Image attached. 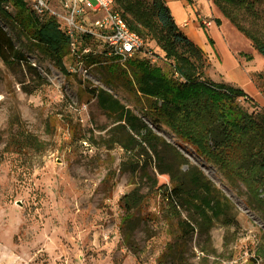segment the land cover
<instances>
[{
  "label": "rangeland",
  "instance_id": "obj_1",
  "mask_svg": "<svg viewBox=\"0 0 264 264\" xmlns=\"http://www.w3.org/2000/svg\"><path fill=\"white\" fill-rule=\"evenodd\" d=\"M205 3L212 9L209 0ZM255 5L264 15V0ZM195 6L198 25L208 28L201 19L213 20L212 14H205V7L196 2ZM0 24L42 78L39 81L24 63L6 65L0 59V264H160L156 258L172 235L158 194L149 192L138 210L144 222L134 235L136 256L134 248L123 242L120 198L134 184L118 169L122 150L101 145L110 120L91 93L99 88L174 144L235 205L236 226L216 223L210 229L215 254L200 252L202 239L192 235L190 264H264V222L258 214L245 205L214 165L178 140L168 127L152 124L145 114V100L127 88L118 72L113 73V85L105 83L112 77L109 59L79 66L68 48L64 72L41 50L29 46L17 26L1 18ZM222 30L225 41L207 44L205 77L242 87L255 104L264 107L263 56L230 22ZM146 48L149 52L138 56L169 70L154 41H147ZM244 105L251 109L249 101ZM14 116L19 126L36 137L38 148L20 153L4 150ZM157 179L158 184L168 182L167 175H157ZM141 192L148 190L143 187Z\"/></svg>",
  "mask_w": 264,
  "mask_h": 264
},
{
  "label": "trees",
  "instance_id": "obj_2",
  "mask_svg": "<svg viewBox=\"0 0 264 264\" xmlns=\"http://www.w3.org/2000/svg\"><path fill=\"white\" fill-rule=\"evenodd\" d=\"M257 1L211 0L264 57V15L257 10ZM115 7L129 29L143 39L144 51L149 52L147 41H154L169 70L141 56L126 59L122 65L115 55L102 53L84 55L82 65L109 59L112 77L105 83L113 85V73L118 72L127 88L145 100V114L152 124L168 127L178 140L214 165L264 222V107L255 104L243 88L205 77L204 52L178 26L165 0H115ZM0 18L17 26L29 46L41 50L57 68L67 70L63 58L70 39L54 17L39 19L25 0H0ZM203 31L213 46V39ZM73 58L79 61L76 55ZM0 59L6 65L24 63L38 75L1 24ZM38 78L41 81L40 75ZM91 93L110 120L101 145L122 150L118 169L133 179L134 187L120 198L123 242L134 248L136 256L134 235L144 222L138 210L152 192L161 198L162 214L172 235L156 258L160 264H190L188 242L194 234L202 239L200 252L215 254L210 229L216 223L225 227L238 224L233 202L174 144L109 91L99 88ZM247 101L251 109L244 105ZM10 123L4 150L20 153L39 147L36 137L19 126L18 116ZM157 175H167L168 182L158 184ZM143 187L147 193L141 192Z\"/></svg>",
  "mask_w": 264,
  "mask_h": 264
},
{
  "label": "built area",
  "instance_id": "obj_3",
  "mask_svg": "<svg viewBox=\"0 0 264 264\" xmlns=\"http://www.w3.org/2000/svg\"><path fill=\"white\" fill-rule=\"evenodd\" d=\"M39 19L54 17L69 37V50L82 66L83 56L91 53L115 55L125 61L145 55L144 41L130 30L115 0H26ZM207 26L211 19L202 18Z\"/></svg>",
  "mask_w": 264,
  "mask_h": 264
},
{
  "label": "crops",
  "instance_id": "obj_4",
  "mask_svg": "<svg viewBox=\"0 0 264 264\" xmlns=\"http://www.w3.org/2000/svg\"><path fill=\"white\" fill-rule=\"evenodd\" d=\"M194 2L190 4L187 0H165L168 5L176 23L181 28V30L192 39L205 53L207 52V48L210 45H207V38L204 34L203 28L198 25V15L197 8L195 6V2L197 5H202L205 14H212L213 16V25H210L208 28H204L208 35L217 43L218 39L220 41H225L227 38L224 35L222 30V26L229 22L222 13L217 9V7L210 1L212 5V9L208 7L205 3L206 0H193ZM218 19L220 22L217 24L215 20ZM220 27V29L218 28ZM256 51V50H255ZM258 53V52H257ZM256 53H254V56ZM264 58V57H263ZM237 63V62H236ZM238 65V63H237ZM240 87V86H238ZM242 88V87H241Z\"/></svg>",
  "mask_w": 264,
  "mask_h": 264
}]
</instances>
